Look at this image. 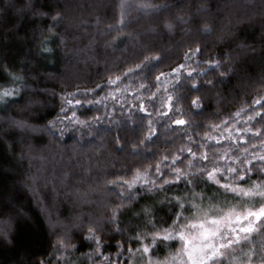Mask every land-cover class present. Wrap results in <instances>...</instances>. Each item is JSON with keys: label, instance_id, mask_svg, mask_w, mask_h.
<instances>
[{"label": "snow or ice", "instance_id": "obj_1", "mask_svg": "<svg viewBox=\"0 0 264 264\" xmlns=\"http://www.w3.org/2000/svg\"><path fill=\"white\" fill-rule=\"evenodd\" d=\"M63 3L72 7V0ZM57 6H62L59 0ZM24 7L32 9L33 0H27ZM170 7L149 0H118V18L107 25V31L123 30L139 20V16H130L132 10L158 16ZM209 11L210 5L201 4L197 16L186 19L176 15L174 19L176 24L194 25L207 35L213 32V26L201 25L197 17ZM37 15L48 18L49 12ZM64 19L62 11H55L48 31L58 35L53 30ZM176 24L162 20L140 35L147 38L158 31L171 35ZM186 31L191 32V28ZM59 40L65 42L64 37ZM49 42L48 38L41 42L39 56L54 53L45 46ZM116 42L117 37H113L105 46ZM94 43L89 41L85 48L90 49ZM150 46L157 45L153 42ZM237 47L242 51L236 55L215 53L203 59V46L196 43L183 51L179 63L154 76L153 70L165 59L166 50L144 56L119 74H111L112 68H119L124 61L111 67L105 64V75L99 83L62 90L58 94V114L45 124L37 126L12 115L0 117L9 128L23 133L47 131L60 138L76 126L83 133L81 140L84 135L95 138L93 129L97 133L101 129L114 132L116 151L132 158L129 163H120L119 168L114 162L111 178L105 171L94 186L89 185L90 191L105 194L104 212L75 217V227L82 230L80 241L72 243V235L65 228L57 234L52 250L46 256L33 257L31 264H264V47L258 54L249 45L241 43ZM249 53L259 59L261 71L256 75H250L239 61ZM10 63L14 67L16 61ZM20 64L22 71L18 72L0 63V73L5 77L0 79V112L20 103L31 89L23 73L33 68L30 63ZM233 79H238L237 85L232 84ZM218 86L224 87L226 95L217 93V107L206 113L205 92ZM37 91L32 90L33 95ZM191 93L199 95L189 100ZM182 100L188 103V110L182 107ZM32 102L29 97L28 103ZM81 110L93 115L81 118ZM205 116L214 119L206 121ZM161 126L174 132V137L162 142L171 145L179 139L178 146L160 151L157 141ZM129 130L135 135L128 136ZM28 148L31 151L30 145ZM24 156L22 150L20 159ZM112 159L118 161V157ZM80 200L85 205L93 203L86 194ZM13 214L21 213L10 208L9 216L0 218V245H14ZM57 223L49 220V227L55 230ZM108 232L121 239L114 245L106 243ZM113 246L115 253L105 251ZM84 247L88 250L78 252Z\"/></svg>", "mask_w": 264, "mask_h": 264}, {"label": "trees", "instance_id": "obj_2", "mask_svg": "<svg viewBox=\"0 0 264 264\" xmlns=\"http://www.w3.org/2000/svg\"><path fill=\"white\" fill-rule=\"evenodd\" d=\"M149 2L168 3L172 7L158 16L132 10L130 16H139V20L123 30L109 32L107 25L114 24L118 18V0H72L71 8L63 0H59L62 5L60 7L57 6L58 0H33L32 9L24 7L27 0H0V57H3L0 63L13 67L10 61L15 60L13 70L18 72L22 71L21 61L30 63L33 68V71L23 73L31 84L24 100L11 109L0 112V117L12 115L37 126L45 124L58 114V94L64 89L71 91L77 86L92 87L94 83H99L105 75V64L111 67L124 61L119 68H112L111 74H119L124 68L139 63L144 56L166 50L165 59L153 70L154 76L179 63L183 51L194 47L196 43L203 46V59L215 53L222 56L223 53L231 52L236 55L242 51L237 47L241 43L256 49L257 54L264 47V0ZM201 4L211 6V11L199 13L197 17L201 25L208 23L213 26L211 34H202L191 24H176V15H184L186 19L197 16L196 10ZM40 11L49 12V17L37 15ZM55 11H62L65 19L53 30L58 34L54 36L48 31V26L51 23L50 16ZM162 20L176 24L173 34L158 31L149 33L147 38L140 35L149 26H155ZM189 28L191 32L186 31ZM59 37L65 38L63 44ZM113 37H117L116 44L106 47L105 42L111 41ZM45 38L50 41L45 46L55 51L41 57L37 50ZM93 40V46L86 49L85 46ZM153 42L156 47L150 46ZM177 53L180 55L177 56ZM239 61L247 67L250 75L261 71L258 56L253 58L249 53L240 56ZM49 73L54 75L49 76ZM4 78L0 73V79ZM33 80L38 83H33ZM238 82V79H233L232 84L237 85ZM152 88L155 89V84ZM34 89L39 90L35 95L32 93ZM217 93L226 95L223 86L205 92L203 102L208 105L206 113L217 107ZM192 95L199 93H191L189 100ZM29 97L33 101L31 104L28 103ZM228 99L231 100L232 97L229 96ZM180 103L185 110L189 109L186 101L182 100ZM79 114L81 118H86L93 115V112L85 115L81 110ZM195 119L199 120L201 117L196 116ZM204 119L207 121L214 118L205 116ZM140 131L142 134L143 130ZM82 134L79 126H76V130L66 131L63 138L47 131L23 133L19 129L9 128L0 119V218H7L10 208L21 213L18 216L13 214L14 231L11 235L14 245H0V264H19L20 261L31 264L33 257L46 256L52 250L57 234L62 233L65 228L72 235V243H78L82 230L75 227V217L89 212L97 216L103 215L105 194L90 191L89 185L94 186L105 171L111 178L114 162L119 168L120 163H129L132 158L116 151L114 132L101 129L97 133L93 129L95 138L84 135L81 140ZM134 135L135 133L128 131V136ZM169 137H174V132L161 126L160 140L157 141L161 152L179 145V139L171 145L162 142ZM22 150L25 153L23 160L20 159ZM113 157H118V161H113ZM65 173L68 174L67 177ZM84 194L88 200L93 201L92 204L81 203L80 198ZM49 220L58 222L55 230L49 227ZM119 239L121 237L118 235L113 238L111 232L104 236L105 242L113 245ZM87 250V247L79 248L78 252ZM105 251L115 253L116 249L113 246Z\"/></svg>", "mask_w": 264, "mask_h": 264}]
</instances>
